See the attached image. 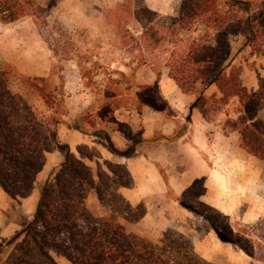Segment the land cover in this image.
I'll use <instances>...</instances> for the list:
<instances>
[{"label":"trees","instance_id":"obj_1","mask_svg":"<svg viewBox=\"0 0 264 264\" xmlns=\"http://www.w3.org/2000/svg\"><path fill=\"white\" fill-rule=\"evenodd\" d=\"M30 7L24 0H0V22L21 19ZM142 13L144 17L139 18L146 21L140 39L149 57L163 62L181 90L195 97L194 106L206 119L224 110V131H237L240 147L264 162V123L257 117L264 99L244 84L243 67L238 62V57L247 60L243 55L247 48L264 57V0H182L175 16H164L148 7ZM240 36L245 41L234 53L233 41ZM51 81V77H22L15 88L11 71L0 68V185L13 199L32 193L46 153L55 148L60 124L91 134L73 118L64 82ZM212 87L216 91L209 93ZM121 100L107 99L88 110L84 125L97 126L105 133L109 125L123 134L131 131L116 115L122 108ZM134 104L137 113L145 105L151 106L147 96ZM90 116L93 121H88ZM162 138L171 137L140 136L123 154L135 155L140 144ZM80 154L87 157L83 150ZM106 165L109 173L99 172L97 178L115 181V165ZM116 167L128 178L122 185L128 186V171ZM92 190L102 199L96 176L82 159L66 158L52 168L39 188L31 221L0 243V264H59L57 257L71 264H214L174 230L165 231L157 244L145 241L136 246L116 216L94 217L87 205ZM135 211V215L126 213L125 220L136 223L146 213L142 205ZM201 214L221 241L238 243L247 255L264 262V216L235 229L219 212Z\"/></svg>","mask_w":264,"mask_h":264},{"label":"rangeland","instance_id":"obj_2","mask_svg":"<svg viewBox=\"0 0 264 264\" xmlns=\"http://www.w3.org/2000/svg\"><path fill=\"white\" fill-rule=\"evenodd\" d=\"M24 1L31 6L22 23L24 28L13 32L7 49L0 47V68L11 71L14 87L18 88L25 77L19 72L20 68L31 66L35 60L44 63L48 59L46 77H51L53 84L64 82L72 115L79 121L83 119L82 125L91 132L85 134L96 136V145L83 144L73 151L57 140L55 148L45 156V165L37 175L33 191L38 192L60 155L65 159H82L91 167L96 176V187L102 191V199L95 190L90 192L87 200L90 211L96 218L116 216L136 246L145 241L157 244L165 231L174 230L188 238L201 257L214 264H264L247 255L238 243L221 241L212 224L201 214L220 213L213 206L216 203L213 193H207L205 198V178L195 180L188 189L176 194L168 183L175 168L160 164L147 168L143 165L149 172L145 183L135 188L129 177V185L123 186L128 178H124V173L116 166L125 168L118 161L134 155L124 156L129 148L119 150L114 145L107 134L110 125L105 133L97 126L89 127L83 122L88 110H94L107 99H123L119 112L122 118L136 114L134 101L143 102L146 96L151 106L145 105V108L161 110L168 117L175 114L167 107L160 86L153 83L155 76L162 75L166 68L163 62L152 60L147 54L146 45L140 39L146 18L142 20L139 16L144 17L142 11L145 7L164 16L174 15L179 10L180 0ZM244 41L241 36L234 39V53ZM243 55L248 57L247 60L238 57L243 67V79L250 87L258 85V92L264 99V57L251 48H247ZM260 109L264 114V100ZM219 116L211 114L210 118L215 120ZM88 119L93 121L94 118L90 116ZM146 128L147 125L141 124L138 129L131 128V131L122 133L126 138L129 136V146L140 136L144 137L142 130ZM151 129L154 131L152 137L162 136L161 129L155 126ZM185 132L186 126L179 125L174 136ZM102 146L114 158L102 150ZM82 150L87 157L82 158ZM106 163L115 165L118 174L115 181L105 176L97 178L99 172L109 173ZM216 177L217 174L212 175L214 181ZM261 182L264 183V174ZM257 197V214L248 213L250 203H245L233 215L222 214L226 222L235 229H242L261 219L264 214L260 217L258 214L264 211L263 186L258 188ZM138 205L145 208L144 217L136 223L125 220L126 213L136 214Z\"/></svg>","mask_w":264,"mask_h":264},{"label":"crops","instance_id":"obj_3","mask_svg":"<svg viewBox=\"0 0 264 264\" xmlns=\"http://www.w3.org/2000/svg\"><path fill=\"white\" fill-rule=\"evenodd\" d=\"M246 1L257 2L259 0ZM148 8L156 11L151 7ZM177 13L178 10L171 16H175ZM24 19L23 17L10 23L0 22V47L8 48V41L13 32L18 28H24L22 25ZM32 65L20 68L19 72L25 77L48 76V59L44 63L35 60ZM165 68L162 75L155 76L153 83L160 86L163 99L166 101L167 107L174 110V115L165 116L161 110L151 107H144L141 113H132L129 118H122L119 115L120 110L116 112V115L120 121L129 123L132 129H138L141 124L144 127L147 125V128L142 130L145 138H152L154 135L151 126L161 129L162 136L171 138L140 144L139 153L129 158H122L118 162L124 164L136 185L135 188H140V185L145 183L144 181L149 175L147 168H153L156 164L172 166L176 171L168 183L174 193L181 194L195 180L205 178V198L207 193H213L216 200L213 206H216L221 214L233 215L236 209L245 203H250L248 213L257 214L258 188L264 187V183L261 182L264 174V162L246 153L240 147V136L237 131L227 133L224 131V110L215 120L206 119L200 109L194 106L195 97L184 93L169 76V69ZM243 82L249 90L258 91V85L250 87L244 79ZM138 89L141 90V88ZM214 91L216 88L212 87L209 93ZM72 116L82 125L81 120L83 119L79 121L76 116ZM257 117L264 123V114L261 109ZM179 125L186 126V132L176 137L174 134ZM107 134L119 150L130 147L128 138L118 132L114 125L108 127ZM57 140L61 144L67 145L72 151L83 144L96 145V136L70 128L66 124L58 126ZM102 150L114 158L112 153L103 146ZM49 153H46L45 156ZM64 161L65 156L60 155L56 163L53 164V168ZM143 165L147 168L144 169ZM213 174H217L216 181L212 178ZM38 198L39 190L38 192L33 191L25 198L13 199L0 185V243L14 237L31 221ZM262 202L264 204L263 199ZM263 214L264 211L260 212L258 216ZM57 261L59 264H71L63 257H57Z\"/></svg>","mask_w":264,"mask_h":264}]
</instances>
